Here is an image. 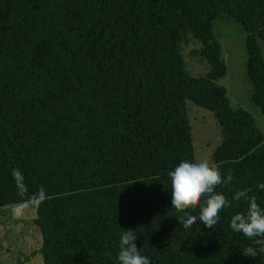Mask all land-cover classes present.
<instances>
[{"label":"trees","instance_id":"1","mask_svg":"<svg viewBox=\"0 0 264 264\" xmlns=\"http://www.w3.org/2000/svg\"><path fill=\"white\" fill-rule=\"evenodd\" d=\"M223 16L246 32L251 98L264 113V0H0V207L20 199L13 168L25 199L44 187V264H117L123 229L150 264H264L228 227L246 208L235 191L264 206V133L217 83L228 72L214 31ZM189 33L204 76L187 70ZM188 100L215 113L224 141L214 165L233 176L216 186L230 206L213 228L185 226L170 203L168 172L196 158Z\"/></svg>","mask_w":264,"mask_h":264},{"label":"rangeland","instance_id":"2","mask_svg":"<svg viewBox=\"0 0 264 264\" xmlns=\"http://www.w3.org/2000/svg\"><path fill=\"white\" fill-rule=\"evenodd\" d=\"M214 31L221 45L228 72L217 83L227 89L231 106L241 107L256 119L264 133V113L252 101V84L247 74L246 32L243 27L220 17L215 20ZM264 57V42L260 40ZM187 70L192 76H204L209 71V64L194 50L202 48V43L192 33L187 34L181 44ZM191 134L195 157L204 158L214 164V151L224 141L222 127L213 111L203 108L193 101H187ZM11 205L0 207V264H18L24 255L35 254L24 264H44L40 249L43 244L42 234L36 223L35 206L26 207L24 215L13 218Z\"/></svg>","mask_w":264,"mask_h":264},{"label":"clouds","instance_id":"3","mask_svg":"<svg viewBox=\"0 0 264 264\" xmlns=\"http://www.w3.org/2000/svg\"><path fill=\"white\" fill-rule=\"evenodd\" d=\"M16 193L20 199L15 202L10 211L13 218L24 215L26 207L39 206L46 199V191L41 186L36 192L25 199L28 192L25 177L18 168L11 169ZM171 206L184 211L180 221L185 226L202 223L207 228H213L221 219L220 213L230 206L229 200L216 186L228 185L233 181L231 172L222 175L221 170L204 158L181 159L169 172ZM258 191H264V182L257 184ZM250 189H241L232 194L231 199L243 201L246 208L230 217L228 227L235 233H240L252 243L242 248L245 257L264 260V206L257 202L255 195H250ZM190 206L197 207L198 213L185 211ZM137 236L133 230L123 229L119 234L117 264H150V259L142 255L135 241Z\"/></svg>","mask_w":264,"mask_h":264}]
</instances>
